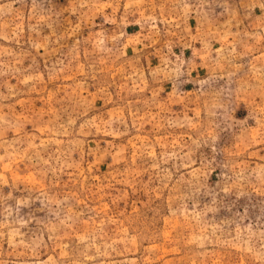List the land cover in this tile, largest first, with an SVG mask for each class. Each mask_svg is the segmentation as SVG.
Instances as JSON below:
<instances>
[{
    "label": "rangeland",
    "instance_id": "1",
    "mask_svg": "<svg viewBox=\"0 0 264 264\" xmlns=\"http://www.w3.org/2000/svg\"><path fill=\"white\" fill-rule=\"evenodd\" d=\"M0 264H264V0H0Z\"/></svg>",
    "mask_w": 264,
    "mask_h": 264
}]
</instances>
